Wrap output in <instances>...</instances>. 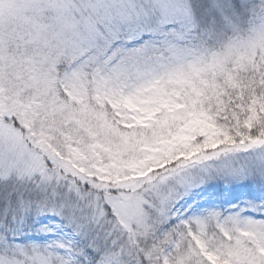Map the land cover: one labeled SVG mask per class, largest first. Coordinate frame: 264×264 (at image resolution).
<instances>
[{"label": "snow or ice", "instance_id": "1", "mask_svg": "<svg viewBox=\"0 0 264 264\" xmlns=\"http://www.w3.org/2000/svg\"><path fill=\"white\" fill-rule=\"evenodd\" d=\"M0 264H264V0H0Z\"/></svg>", "mask_w": 264, "mask_h": 264}]
</instances>
